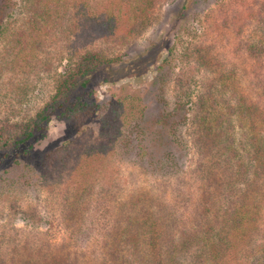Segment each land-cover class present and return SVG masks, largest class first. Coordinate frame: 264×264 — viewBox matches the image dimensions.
Instances as JSON below:
<instances>
[{"label":"trees","instance_id":"trees-1","mask_svg":"<svg viewBox=\"0 0 264 264\" xmlns=\"http://www.w3.org/2000/svg\"><path fill=\"white\" fill-rule=\"evenodd\" d=\"M188 1L166 34L168 56L154 99L159 116L152 122L143 97L110 90L101 98L92 76L126 61L127 53L115 50L141 35L162 0H0V77L20 71L19 103L31 93L30 76L55 78L54 93L35 113L13 110L0 119V186H10L9 173L48 140L52 122L102 126L101 140L80 148L67 142L54 166L72 170V194L61 208L73 237L58 247L41 237L9 236L0 240L7 243L0 264H264V83L257 89L258 70L239 61L246 54L262 64L264 78V4L235 25L233 64L198 45L182 55L206 73L192 92L195 76L173 65L184 37L180 24L196 0ZM17 10V18L7 16ZM82 35L91 45L64 66L56 48ZM173 82L179 88L171 99ZM131 148L159 176L157 187L131 194V187L109 181L100 190L108 160ZM23 216L41 217L38 209ZM96 231V247L77 250Z\"/></svg>","mask_w":264,"mask_h":264},{"label":"rangeland","instance_id":"rangeland-1","mask_svg":"<svg viewBox=\"0 0 264 264\" xmlns=\"http://www.w3.org/2000/svg\"><path fill=\"white\" fill-rule=\"evenodd\" d=\"M188 0H162L157 9L156 16L147 25L140 36L133 42L116 52L127 53L126 61L108 71H101L92 76L99 86V95L103 98L107 91L133 95L144 98L145 104L149 105L148 119L156 121L159 116V108L155 106L154 99L162 85V78L159 66L168 56L167 46L169 39L167 33L178 22L181 14L185 12L183 7ZM264 0H208L203 2L196 0L192 10L185 15L180 24L184 37H181L174 61L176 71L185 74L188 72L195 76L191 82L192 92L198 86V79L206 73L200 70L198 62L191 60L186 62L182 55L189 49L195 50L196 45L201 47L205 53L213 59L233 64L236 59V48L238 39L236 37L235 25L251 11V9L262 8ZM11 19L19 16L18 10L7 14ZM92 38L89 35H82L80 38H72L64 46L56 49L63 52L65 57L64 66L74 59L76 55L91 45ZM167 44V46H166ZM242 57L241 66L253 69L259 75L261 83L262 64L248 58L246 54ZM264 63V62H263ZM247 64V65H246ZM167 68V75H169ZM264 71V64H263ZM20 71L12 68L5 70L0 77V119L8 113L19 112V115H29L40 109L52 96L55 87V78L50 75L41 74L30 76L27 89L30 94L19 103V97L14 94L22 83ZM253 76V75H252ZM258 78L257 76L255 77ZM253 79V77H252ZM169 86V97L174 99L178 85L173 82ZM262 99L263 96L261 97ZM71 126H63L59 122H52L49 126L48 140L39 146L28 159L22 161L21 165L11 171L8 176L10 186H0V240L9 236L20 237H41L44 241L54 245H61L73 237L69 226L63 219V199L72 194L67 190L71 180L72 170L70 167H63L57 170V162H61L63 149L67 142H73L76 148L84 144L101 140L102 126L97 121L77 119ZM78 145V147H77ZM133 148L130 149V153ZM165 150V149H164ZM164 150H161L163 155ZM118 154L111 156L108 160L106 170L100 176L99 189L104 188V183L115 181L118 186L133 188L143 186L147 189L157 187L159 176L147 162L136 159V152L128 154V150L118 149ZM51 155V156H50ZM45 156H50L46 162L52 166L50 173L43 172L45 167ZM75 165V164H74ZM72 168H74L72 166ZM157 183V184H156ZM5 189V190H3ZM99 189H96L99 191ZM100 192V191H99ZM94 197V196H93ZM99 198V197H98ZM13 202L22 205V212L12 206ZM38 207V208H37ZM38 209L41 217L34 220H26L24 212ZM99 229V228H98ZM99 232L94 233L95 238L87 242H79L77 250H89L96 247ZM11 238V237H10ZM4 242V241H3ZM6 244L0 243L4 248ZM240 264H244L241 262Z\"/></svg>","mask_w":264,"mask_h":264}]
</instances>
